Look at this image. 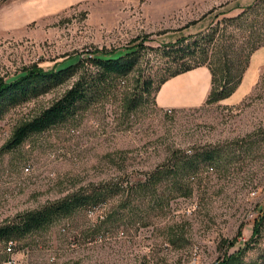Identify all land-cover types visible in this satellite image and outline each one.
<instances>
[{
	"label": "rangeland",
	"instance_id": "rangeland-1",
	"mask_svg": "<svg viewBox=\"0 0 264 264\" xmlns=\"http://www.w3.org/2000/svg\"><path fill=\"white\" fill-rule=\"evenodd\" d=\"M255 1L153 0L119 14L103 2L101 10L74 7L17 25L0 10V79L6 81L35 65L61 69L88 51L121 53L143 44L138 68L117 82L109 98L73 119L18 148H5L17 127L50 107L76 78L9 110L0 121V226L78 191L109 192L97 206L10 240L12 255L6 253L9 241L0 244V264L10 256L16 264H214L245 244V261L260 260L264 226L259 236L253 233L264 210V68L254 85L244 79L232 96L212 103L207 98L197 107L163 109L157 93L148 96L138 88L141 76L152 77L155 87L170 77L174 69L157 50L181 35L215 29L222 38L217 55L234 41L228 49L235 50L241 39L233 27L226 29V20ZM9 5L16 10V3ZM211 148L224 151L217 163L141 190L150 172L173 164L174 151ZM180 187L186 196L176 192Z\"/></svg>",
	"mask_w": 264,
	"mask_h": 264
},
{
	"label": "trees",
	"instance_id": "trees-1",
	"mask_svg": "<svg viewBox=\"0 0 264 264\" xmlns=\"http://www.w3.org/2000/svg\"><path fill=\"white\" fill-rule=\"evenodd\" d=\"M226 29L233 27L238 33L236 39L241 42L237 48L236 41L224 45L225 54L217 55L221 35L212 29L209 33L180 36L173 43L157 50L162 61L174 69L170 77L163 78L155 87V80L141 76L138 88L142 94L150 96L157 93L160 87L170 78L189 72L197 67L207 66L212 75V88L207 103L217 102L232 96L241 85L250 65L252 54L264 46V0H256L240 15L226 20ZM232 39L234 36L232 35ZM139 47V48H138ZM143 44L128 47L124 52L96 49L78 57L73 64L57 69L45 70L37 65L26 69L17 78L6 81L0 79V121L5 114L20 105L46 94L51 90L75 79L72 86L50 107L38 116L25 121L15 129L5 148L13 150L21 146L29 137L44 133L87 111L93 102L109 98L116 90L117 82L127 77L140 63V49ZM174 151L171 165H163L149 173L147 180L140 187L142 191L154 188L162 181L175 182L176 179L192 177L199 172L203 164H215L223 157L224 151L219 148L191 151L179 155ZM178 193L187 195V190L178 188ZM109 197L107 188L94 187L87 191H78L63 199L50 202L42 208L25 212L0 226V244L10 240H22L31 233L43 230L58 219L73 215L76 211L97 206ZM264 226V210L260 209L255 220L253 236H259ZM241 234H239V237ZM235 246V242L231 243ZM246 244L233 254H226L214 264H264V255L259 261L247 263L245 254L249 247Z\"/></svg>",
	"mask_w": 264,
	"mask_h": 264
},
{
	"label": "crops",
	"instance_id": "crops-1",
	"mask_svg": "<svg viewBox=\"0 0 264 264\" xmlns=\"http://www.w3.org/2000/svg\"><path fill=\"white\" fill-rule=\"evenodd\" d=\"M150 1L153 0H0V10L2 13L14 18V24L17 25L20 22L30 23L58 16L70 9H74V7L80 8L87 6L90 9L101 10L108 2L107 5H114L115 7H113L115 9L113 12L119 14L122 8L131 7L133 4L145 6ZM10 2L16 3L15 11L11 10V6L9 5ZM263 68L264 46L252 54L250 65L243 80L246 79L249 85H254L259 71ZM196 76H199V79L194 81L193 79ZM203 79L204 84L201 85L200 82ZM211 88L212 75L210 70L205 67H199L166 81L156 94V103L163 109L197 107L206 101ZM246 92V89L243 90L242 95L246 94Z\"/></svg>",
	"mask_w": 264,
	"mask_h": 264
},
{
	"label": "built area",
	"instance_id": "built-area-1",
	"mask_svg": "<svg viewBox=\"0 0 264 264\" xmlns=\"http://www.w3.org/2000/svg\"><path fill=\"white\" fill-rule=\"evenodd\" d=\"M13 252H14V243L12 241H9L6 244V253L9 255H12ZM5 264H16V261L13 258V256H10V258H8V260L5 262Z\"/></svg>",
	"mask_w": 264,
	"mask_h": 264
}]
</instances>
